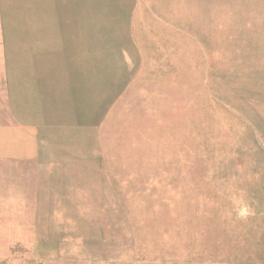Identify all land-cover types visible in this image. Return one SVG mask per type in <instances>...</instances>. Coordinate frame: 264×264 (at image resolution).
<instances>
[{"label": "rangeland", "instance_id": "obj_1", "mask_svg": "<svg viewBox=\"0 0 264 264\" xmlns=\"http://www.w3.org/2000/svg\"><path fill=\"white\" fill-rule=\"evenodd\" d=\"M0 177V264L40 194L46 264H264V0H0Z\"/></svg>", "mask_w": 264, "mask_h": 264}, {"label": "crops", "instance_id": "obj_2", "mask_svg": "<svg viewBox=\"0 0 264 264\" xmlns=\"http://www.w3.org/2000/svg\"><path fill=\"white\" fill-rule=\"evenodd\" d=\"M0 182L2 184L8 185V181L6 179V182H4V178L0 177ZM0 202L2 203V206L6 205L7 211L9 209L14 210L15 211V198L13 197V195L10 193H5L3 195H1V199ZM22 208L24 211H29V216L31 215L32 217H36L39 219V222L36 224H29L28 229L31 231V233L34 235V242L36 244L35 249H37V256L39 262L42 264H46L47 263V250L54 248V247H59L58 246V242H60V236L57 230L53 229V230H49L46 227V219L48 217H54L56 218L57 215L55 213L52 214H47L48 212V207H47V201L44 199V196H42L41 194L39 196H32V197H28L27 201L24 202V205H22ZM27 208V209H26ZM41 219H43V221L41 222ZM78 234H82L80 232H78ZM83 235V234H82ZM90 237H85L84 235L82 237L79 238L80 242L85 243ZM103 238V236H102ZM58 240V241H57ZM63 256L60 254H57L55 256H53L54 259H59L62 258ZM77 258H80L81 261L84 262H91L94 261L96 259H102L103 261H105V258H96L94 256L91 255H76ZM108 261L110 259H107Z\"/></svg>", "mask_w": 264, "mask_h": 264}]
</instances>
